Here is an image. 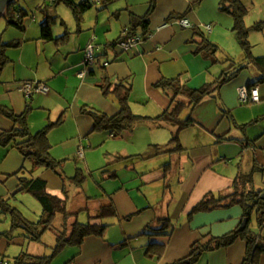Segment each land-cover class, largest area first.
<instances>
[{"label":"crops","instance_id":"crops-1","mask_svg":"<svg viewBox=\"0 0 264 264\" xmlns=\"http://www.w3.org/2000/svg\"><path fill=\"white\" fill-rule=\"evenodd\" d=\"M242 1L249 8L246 19L248 27L264 22V0ZM39 2L38 10L41 12V17L37 18L34 15V20L37 19L39 23L31 21L27 24L29 16L24 31L5 25L0 32V46L12 42L19 44L17 47L4 49L8 62L0 74V106L9 108L18 115L27 112L32 133L35 131L36 121H42V125L49 123L46 127L61 121L53 128L56 131H61L62 126L68 124L67 132L70 133L68 137L79 139L80 145L76 141L72 146V153H76L78 158L80 152H83L80 151V147H83L87 141H89L87 144L89 149L94 147L90 138L94 134V122L89 116L82 114V108L90 106L110 116L116 115L120 110L115 97H105L99 88L105 75L114 83L125 82L132 87L130 107L135 115L156 118L161 116L170 104V99L154 87L158 81L163 78L181 77L183 83H188L192 88H200L215 81L220 77L222 70L230 66V63L225 66H211L209 61L195 54L197 45L194 41H199V38L195 36L193 27L202 30L210 41L219 47L217 56L220 61H222V50L226 55L224 61L239 63L244 58L233 34V19L219 11L221 0H204L200 4L197 3L198 0H157L156 10L150 18V37L138 48L127 52L114 48L112 44L129 28L131 14L138 17L147 15L151 0H124L122 6H111L114 2L108 5L101 4L102 9L90 15L89 11L92 7L84 15L81 26H78L73 12L70 15L68 13L67 18L63 13V15L59 14V6L65 4L55 7L54 0H51V3L47 0H39ZM192 5L191 11L185 18L190 23V28L183 27L179 19L169 20L172 15L186 13ZM28 14L31 15L30 12ZM45 22L50 24L54 38L58 39L56 42L43 39L42 26ZM209 26L210 30L207 29ZM255 41L257 35L252 34L251 42L254 43V47ZM90 42H93L97 48L98 61L93 67H86V48ZM261 52L262 50L257 52L255 49L254 56L259 57L262 55L259 54ZM245 71L217 93V100L209 98L216 101L221 111L219 115L216 112L212 114L214 118L220 119L217 126H212L205 118L195 114L200 123L199 126L191 128L194 130L191 138L195 142L185 147L184 136L181 133V143L187 153L180 158L170 156L169 162H160L156 168L149 165L151 160H154L150 157L155 154L152 146L165 145L157 143L160 133L156 130L162 128H157L150 122L138 124L133 131L126 132L120 140H114L109 132H102L103 135L99 136L98 140L111 145L112 149L108 152L113 156L111 161L116 160L117 155L132 159L120 162L116 160V163L109 164H114L112 167L117 171V179L102 182L97 173L101 168H91L83 153L82 159L88 163L89 176L104 191V198L91 206L94 198L87 196L86 207L79 206L69 210L72 196L85 194V189L78 191L71 186L68 189L67 210L76 215L72 219L74 222L78 221L81 212L94 211V214L90 215L96 216L99 209L111 199L117 207L118 218L111 219L109 223L105 222L106 220L103 222L109 225L103 238H87L81 249H66L53 264H65L74 258L76 264H175L188 256L192 245L204 236L219 238L242 224L243 212L238 206L199 213L191 222L187 221L186 216L207 194L230 192L234 185L236 174L227 171L231 164L229 160L233 157L227 156L225 151L222 152V145H241L237 142L224 144L217 142V138L224 135L242 139L241 131L232 125L230 117H233L239 125L257 120L252 126H259L264 120L262 114L264 110H261V106L251 108L240 101L238 91L255 82L260 76L256 69L253 72L244 73ZM82 72L86 73L85 78L79 76ZM34 82L45 84L49 92L34 94L31 97L21 92L25 83ZM261 87L264 86L258 87L260 102L264 100ZM219 104L222 110L230 113V116L223 114ZM41 111H43L40 113L42 115H38L37 112ZM54 119L56 122H52ZM13 128L14 124L0 114V135L12 131ZM147 128L149 137L136 135V131ZM262 132L256 138L258 140L255 144L256 148L249 146L247 151L252 150L253 158L257 155L264 164V129ZM171 133H173L172 129ZM133 137L137 142L141 141L136 143ZM248 138L251 140L249 135ZM53 147L52 145V150ZM193 150L197 153L192 154ZM17 152L16 149L0 146V197L11 199L10 205L20 211V208L11 204L12 199H17L15 196L20 194V187L18 179L10 176L25 167L26 163L23 160L22 164V157ZM161 156L163 155L155 158ZM147 158L150 159L146 160ZM140 162L143 165H139ZM152 162L155 167L156 160ZM117 163L123 164L125 170H128V180L123 179L121 175L119 177L118 170L114 167ZM105 167L107 166L102 167L101 170ZM78 169H75V175ZM172 174H177L178 195L172 193V178L168 180ZM60 175L46 170L38 178L48 183L50 192L63 196V178L68 180L73 176L61 172ZM42 212L41 209L38 214L36 213V219H40ZM5 217V221H8L9 216L5 215ZM166 217H169L174 225L169 240L162 237L142 236L152 221ZM96 223L100 222L96 221ZM10 230L4 229L0 234L8 233ZM253 232L260 234L264 239V229L262 231L254 229ZM16 233H11L9 237L0 236V252L13 253V256L4 254L0 260L13 261L23 254L35 257L49 256L51 248L56 244V236L53 233L55 239L53 238L46 245V250L35 247L34 253L30 250L32 245L27 244V241H31L24 236V232L20 230L18 233L21 234L17 236ZM124 241H130V244L125 247L120 246ZM154 243L167 244L166 252L160 260L146 255L148 246ZM246 249V243L238 241L228 249L205 253L197 264H243ZM260 264H264V257L261 258Z\"/></svg>","mask_w":264,"mask_h":264},{"label":"trees","instance_id":"trees-1","mask_svg":"<svg viewBox=\"0 0 264 264\" xmlns=\"http://www.w3.org/2000/svg\"><path fill=\"white\" fill-rule=\"evenodd\" d=\"M115 1L118 0H102L101 3L103 5H108ZM202 1L204 0H198L197 3L200 4ZM60 4H65L72 10L78 26L83 24L86 12L96 5L94 2L90 3L88 1L77 0H54L53 2V6L55 7ZM156 7L157 0H151L150 9L146 16L138 17L131 14L129 28L126 29L125 34L112 44V46L118 49L120 43L133 37H139L142 43L146 41L151 35L149 30L150 18L154 14ZM192 7L193 5L182 15L170 16L169 20H184ZM219 11L233 19V34L244 56L241 62L236 63L231 60L220 61L217 56L220 50L219 47L211 42L202 30L193 27L195 36L199 38V41H194V44L197 45L196 55L209 61L211 66H225L230 63L228 68L222 70L220 77L200 88H192L188 83H183L181 77L161 79L154 87L162 91L170 99L169 107L161 116L147 118L137 116L132 112L130 107L132 87L125 82L114 83L109 76L105 75L99 84V88L105 97H115L120 110L116 115L110 116L96 108L84 106L82 108V114L89 116L93 120V132H109L114 140H120L126 132L133 131L134 128L141 123L150 122L156 125L157 128L170 127L173 132L171 140L165 145H153L152 148L155 154L150 158L165 154L179 156L180 158L187 153V150L181 143L180 135L183 131L200 125L195 117V111L207 98H214L217 100V93L224 86L237 79L243 71L250 67H254L259 72L260 76L255 82L247 86L249 92L259 86H264V56H254L253 47L250 42L252 33H264V22H259L252 27H248L246 19L249 15V8L242 0H221ZM29 16L28 12L20 6H11L9 10V20L6 21V24L8 27L24 31L25 22ZM48 20H50V17ZM42 29V37L44 40L54 42L58 40L54 38L52 28L48 22L43 23ZM18 45V43L12 42L0 46V74L8 62L5 55V47H17ZM97 61L98 55L96 56L94 65H96ZM222 112L224 115L230 116L229 112L224 110H222ZM0 114L14 124L12 131L3 132L0 135V146L3 148L16 149L22 156L24 162H31L32 164V169L30 171H28L26 167H23L18 172L11 175L10 178H17L20 187L19 193L32 194L40 203L43 211L40 219L36 223H32L28 221L19 210L10 205L11 199L0 197V214L8 215L11 218V230L8 233L2 234V236L9 237V235H11V233L13 234L16 230H22L24 236L34 243H42L44 236L49 231L53 232L56 236V244L51 248V254L49 256L35 257L29 254H23L13 261L0 260V264H53L54 260L66 249H81L87 238H103L109 227V225L103 222L107 219L118 218L117 207L111 199L107 204L103 205L99 209L97 215L91 217L90 221L87 223H80L77 220L72 222V219L76 215L69 213L67 210L68 189L72 186L74 190L83 191L84 185L87 182L88 178L83 169H78L73 178L68 180L63 178V196L53 194L50 192L48 183L45 180L33 176L35 170L42 168L52 171L56 175H60L61 162L52 156V145L49 140V133L54 127L58 126L61 121L52 123L42 131L33 134L29 127L27 112L18 115L13 110L0 106ZM184 114L186 115L185 117H183ZM230 119L232 125L241 131L242 139H235L228 135H224L218 137L217 142L222 144L237 142L244 148V151L249 146L255 149V144L258 140H250L247 135V129L254 125L257 120L248 124L239 125L233 117H230ZM244 151L241 152V156ZM129 159H132V157L125 158L120 155L116 157L117 162ZM113 165L114 164L107 165V167L102 170L104 175L102 182L117 179V171L112 167ZM168 167L172 168L170 165H168ZM254 173L264 175V164L260 162L257 155L253 158L251 173L241 172L239 168L230 192H212L207 194L186 216L187 221L191 222L195 215L199 213H209L222 208L238 206L243 212L242 224L234 231L219 238H215L211 235L204 236L192 245L188 256L175 264H197L201 256L205 253L228 249L238 241L245 242L247 246L246 257L243 264H260L261 258L264 257V239L260 234L250 229V223L252 220V213L255 210L258 230L262 231L264 229V190L256 191L252 188ZM28 174L29 176H27ZM58 216H62L60 228L55 227ZM245 220H247V224L243 228ZM96 221L100 223L97 224ZM173 230L174 225L172 220L166 217L158 219L157 221H152L146 227L142 236L152 238L162 237L169 240ZM129 244L130 241H124L120 246L125 247ZM166 247L167 244H150L146 250V255L160 260L166 252ZM65 264H76L75 258Z\"/></svg>","mask_w":264,"mask_h":264},{"label":"rangeland","instance_id":"rangeland-1","mask_svg":"<svg viewBox=\"0 0 264 264\" xmlns=\"http://www.w3.org/2000/svg\"><path fill=\"white\" fill-rule=\"evenodd\" d=\"M49 3H51V0H47ZM91 2L96 3L95 6H93V8L89 11L90 15H93L94 13H96L97 11L102 9V3L98 2V0H90ZM124 0H118L115 1L114 3L111 4V6H122L124 5ZM40 5L39 0H21L20 3L18 4V6L25 8L28 12H30V17L27 20V24H29L31 21L32 23H39L36 19V21L34 20V15L41 17V12L38 10V7ZM59 14H64V17L67 18V14L72 13V11L65 5H60L59 6ZM103 11V10H102ZM62 14V15H63ZM29 21V22H28ZM7 25L5 20H2L0 22V32L4 29V26ZM257 35V41L255 47L253 46L252 42H251V38H250V42L252 44L253 47V54H254V50L256 49L257 52L259 50H262L261 53L262 54L260 56H264V33L260 34V33H252ZM251 34V35H252ZM222 62L224 60H226V55L225 52L222 50ZM259 56V57H260ZM240 60V59H239ZM255 71L254 67H250V69L246 70L244 73L247 72H253ZM262 88V94H264V87ZM239 94V91H238ZM247 107H251V108H255L257 106H261V110H264V100L262 102H259L257 104H247ZM214 112L218 113V115L220 114L221 111H219L217 103L215 100L213 99H209L207 98L202 105L197 108L195 114L197 116H200L201 118H205L207 123H210L212 126H217L218 123L220 122V119H216L218 117H215L212 115L214 114ZM264 112V111H262ZM38 115H42L40 113H43V111L41 112H37ZM187 114V113H185ZM183 115V117H185L186 115ZM264 114V113H262ZM42 117V116H41ZM220 118V117H219ZM52 122H56L55 119ZM42 121H36L34 122V128L35 131L33 132L34 134L37 133L39 130H42L44 127H46L49 123H46L45 125H42ZM262 125V126H261ZM147 126V125H146ZM146 126H143L144 128ZM69 125L66 124V126H62V130L61 131H56L55 129H52L50 131V140L53 147L52 150V155L55 156L54 158L58 161L61 162V167H60V172L63 174H66L67 176H75V169L79 168V169H83L84 173L87 175V182L84 185V189H85V194L83 195H74L72 196L71 204H69V210L72 209H76L79 206H84L86 207L87 205V201L88 197L87 196H91L94 198L93 202L91 204V206H94L95 203L97 201H101L104 198V191L97 185V182L95 183V181L89 176V168L87 167V164L89 163V166L91 168H101L104 166H107L111 163L116 162V160L111 161L113 156L111 154H109L108 152L112 149L111 145L109 143H101L99 139V136L103 135V133H99V132H95L94 134H92L90 136L91 141L94 144V147H92V149L88 148L89 141H87V143H85V145H83V147H80V151H83V153L85 154L86 160H88L86 163L85 159L82 158H78V156L76 155V153H72V146L74 145V143L77 141V144H79V139H74V137H72V139H70V137H68L70 135L69 132H67V130ZM149 127V126H147ZM262 129H264V120L262 123H260L259 126H252L249 127L247 129V135H249V137L251 138V140L256 139L258 136H260V134H262ZM158 133H160V135H158L157 138V143L160 142V144H168V142L171 140L172 138V133H171V128H162V129H158L156 130ZM193 129H189V130H185L184 132H182L183 136H184V146H190L191 144H194L195 140L192 137V133H193ZM136 135L138 136H147L149 137V131L148 128L145 130H139L136 131ZM190 137V139H188ZM134 140V142H137V140H135V138H132ZM86 140V139H84ZM99 142V143H98ZM80 145V144H79ZM226 153L227 156H231L233 157L232 159L230 157L229 162H231L230 166H228L227 171L233 172L237 175L239 168L241 169V172L243 171H247V173H251L252 172V168H253V155L254 152L252 150L247 151V149L245 150L246 152L241 156L239 155L240 152L243 151L242 147L239 146L238 144H224L222 145V152ZM89 152H91V154H88ZM19 153V152H17ZM197 151L193 150L192 154H196ZM240 156V157H239ZM22 157V156H21ZM258 157V156H257ZM78 159H81L80 161ZM170 159V155L165 154L161 157L158 158H154V160H156L157 163H155V167L153 166V162L154 160H151V162L149 163L150 166H152L153 168H156L159 166L160 162H169ZM25 163V162H24ZM22 164H23V158H22ZM241 164V166H240ZM139 165H143L141 162L139 163ZM25 167L28 171H30L32 169V164L31 162H26L25 163ZM115 168H117L118 170V174L119 177L120 175L123 177V179L128 180V175L129 173L127 172L128 170H125V167L123 166V164L121 163H117L114 166ZM174 168V166H173ZM99 169L97 170L98 175L101 177L100 179H102L104 177L102 170ZM46 172L45 169H37L34 171L33 176L34 177H40L42 176V174ZM163 170H161V174L163 175ZM245 173V172H244ZM254 183H253V189H255L256 191L259 190H264V175L263 174H259V173H254ZM29 176V174L27 175ZM171 181V186H173L172 189V193L174 194H179L178 193V184L176 182V178H177V174L175 175H171L170 178H168V180ZM251 188V189H252ZM89 197V198H91ZM15 198L17 199H12L11 204L13 206H16V208H20L21 212H25L26 216L30 221L33 222H37L38 219H36V213L38 214L39 211L42 209L40 203L37 201V199L32 195V194H28V193H20L18 195L15 196ZM98 205V204H96ZM23 214V215H25ZM90 214H94V211H90V212H81L80 213V217L78 219V222L80 223H87L91 217ZM0 232H2V230L4 229H11L10 225H11V218L9 217L8 221H5V215H0ZM39 218V217H38ZM251 223H250V229L253 231L254 229H258V223H257V215H256V211L254 210L252 213V217H251ZM111 219H107L105 222L109 223ZM61 222H62V216H58V219L56 221L55 227H60L61 226ZM20 230H16L15 232H17L15 235H19L21 233H18ZM2 236V235H0ZM54 234L53 232H48L44 238H43V242L42 243H34V242H28L27 244L30 243L32 246L30 247L31 252L35 253L36 248L35 247H40V248H44V250H46V245L49 244L50 241H52V239L54 238ZM55 239V238H54ZM55 244V243H54ZM4 246V245H3ZM12 247V246H10ZM51 252V251H50ZM5 255H11L13 256V253H5V252H0V257H4Z\"/></svg>","mask_w":264,"mask_h":264},{"label":"built area","instance_id":"built-area-1","mask_svg":"<svg viewBox=\"0 0 264 264\" xmlns=\"http://www.w3.org/2000/svg\"><path fill=\"white\" fill-rule=\"evenodd\" d=\"M78 1H88L90 3H93L90 0H78ZM101 1L102 0H98V2L100 3ZM180 24L185 28L191 27L190 23L186 21L185 19L180 20ZM207 29L210 30L211 27L209 26L207 27ZM123 34H125V32ZM141 43H142V40L139 37H133L127 41H123L122 43H120L119 49L125 52L131 51L139 47ZM96 56H97V48L93 44V42H90L86 48V60H85L86 67H92L94 65L96 61ZM79 76L81 78H85L86 73L82 72L79 74ZM21 92H23L27 97H31L34 94H41V93L47 94L49 92V88L45 84H42V83H35V82L25 83L23 87L21 88ZM239 98L243 104H249L250 102L259 103L261 101L258 88L253 89L251 92H249L247 87L241 88L239 90ZM79 158H83V152H80Z\"/></svg>","mask_w":264,"mask_h":264},{"label":"water","instance_id":"water-1","mask_svg":"<svg viewBox=\"0 0 264 264\" xmlns=\"http://www.w3.org/2000/svg\"><path fill=\"white\" fill-rule=\"evenodd\" d=\"M21 0H0V22L9 20V10L11 6L18 5ZM264 199V195H263ZM247 220L243 223V228L246 226Z\"/></svg>","mask_w":264,"mask_h":264}]
</instances>
